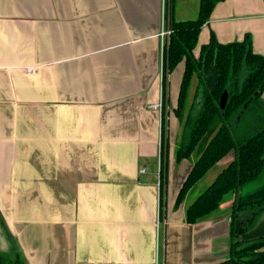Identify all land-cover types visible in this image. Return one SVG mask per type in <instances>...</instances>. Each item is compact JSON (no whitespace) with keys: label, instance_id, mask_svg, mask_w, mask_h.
Returning a JSON list of instances; mask_svg holds the SVG:
<instances>
[{"label":"crops","instance_id":"1","mask_svg":"<svg viewBox=\"0 0 264 264\" xmlns=\"http://www.w3.org/2000/svg\"><path fill=\"white\" fill-rule=\"evenodd\" d=\"M198 4L0 0V252L24 264H215L228 257L229 246L219 242L230 240L228 205L188 224L185 206L196 196L174 202L195 160L177 162L168 138L182 62L167 77L163 113L149 107L163 93L168 39L159 33L171 18H195ZM211 34L223 43L249 34L264 57V0L217 2L195 55ZM161 156L166 192L171 180L176 190L160 213ZM260 237L264 211L239 239Z\"/></svg>","mask_w":264,"mask_h":264},{"label":"trees","instance_id":"2","mask_svg":"<svg viewBox=\"0 0 264 264\" xmlns=\"http://www.w3.org/2000/svg\"><path fill=\"white\" fill-rule=\"evenodd\" d=\"M219 1L199 0L198 13L194 19L171 18L169 25L172 33L164 44L162 113L168 102L167 77L179 63H183L173 113L180 122L182 110L187 107V112L181 125L179 143L174 150L175 160L180 162L190 158L193 150L204 139V146L183 180L175 203L179 205L211 167L234 151L233 159L187 206L185 221L193 224L201 220L220 206L226 194L235 193L229 222V254L215 264H264V237L239 239L252 228L264 211V184L250 192L241 193L242 185L264 171V102L261 101L264 57L253 52L249 34H245L242 40L226 43L217 41L211 34L209 41L200 45L198 55L194 54L199 32ZM193 76L196 77V85L189 98V85ZM224 91L227 92V99L222 108L219 100ZM250 117L259 126L258 130L239 142L233 135L231 124ZM165 123L163 116L162 136L166 132ZM211 128L213 131L208 134ZM162 157L159 167L160 213L166 195V182L162 180L165 164ZM12 259L24 264L19 255L0 252V264H9Z\"/></svg>","mask_w":264,"mask_h":264},{"label":"rangeland","instance_id":"3","mask_svg":"<svg viewBox=\"0 0 264 264\" xmlns=\"http://www.w3.org/2000/svg\"><path fill=\"white\" fill-rule=\"evenodd\" d=\"M187 19H194V18H187ZM195 85H196V77L193 76L191 81H190V85H189V98H191L192 95H193V91H194ZM261 101L264 102L263 96H261ZM186 112H187V107H186V109L184 111L182 110L183 118H182V120L180 122H179L178 118H176L174 120H170V122H169L168 138H169V141H170L169 142L170 143V147H172V146L174 147V142H176L175 143V147L179 143V140H180V137H181V130H182L181 125L183 123V119L185 117ZM173 115H174V113H173ZM258 127L259 126L255 124V120H254L253 117H250V118L244 119L242 121L236 122L234 124H231V130L233 132V135L235 136V139L237 141H239V142L242 141L246 135L254 133L256 130H258ZM212 131H213V128H211V130L208 132V134H210ZM203 146H204V139H203V141L199 142L197 147L191 153L190 158H189L190 161H193L198 156V154L201 151V149L203 148ZM230 153L233 154V157H234V151H231ZM226 159L224 157L221 161L219 160L217 164H215L213 167H211V169H209V171H207V173L205 174V176L202 179V181L197 182L195 184V186L186 194V197H185L186 198V202L187 201H191V199H193L192 197H195L199 193H201L215 179V175L217 174V172L218 173L220 172V169H221L220 165L223 162H225ZM188 171H187V173H188ZM181 184H182V182H181ZM181 184H180V186H181ZM262 184H264V171L260 175H258L256 178H254L253 180H251V181L245 183L244 185H242L241 193L250 192V191L256 189L257 187L261 186ZM180 186H179V188H180ZM179 188H178V190L176 192L174 202H176V197H177ZM175 190H176L175 189V180L173 181V183H172V180H171L170 182H168V187H167V192H166L167 198L166 199H168V196L170 194L173 195V191L175 192ZM159 192H160V189H159ZM234 197H235V193H233V192H230V193L226 194L224 196L223 200L221 201L220 206H219V208L222 209L225 205H228L227 206L228 208L226 207V209H225V213L227 212L229 215H231V211H232L231 200H233ZM187 206H185V207L187 208ZM219 242H225L228 246L230 245V240L227 239V238L224 239V240L222 238H220ZM8 263L9 264H22L21 261H19V260L15 261L14 259H12L11 263L10 262H8Z\"/></svg>","mask_w":264,"mask_h":264},{"label":"built area","instance_id":"4","mask_svg":"<svg viewBox=\"0 0 264 264\" xmlns=\"http://www.w3.org/2000/svg\"><path fill=\"white\" fill-rule=\"evenodd\" d=\"M172 33V30L171 28H163L161 30V32L159 33V35L163 38H169L170 34ZM29 70V69H28ZM150 108H153V109H156V110H159V111H162L163 109V102L162 100L156 104H151L149 105ZM140 173H144L145 172V168H141L139 170Z\"/></svg>","mask_w":264,"mask_h":264},{"label":"water","instance_id":"5","mask_svg":"<svg viewBox=\"0 0 264 264\" xmlns=\"http://www.w3.org/2000/svg\"><path fill=\"white\" fill-rule=\"evenodd\" d=\"M257 93H258V91L255 92V93L253 94L252 97H254ZM252 97H251V98H252ZM226 99H227V92L224 91V92L222 93L221 97H220V100H219V104H220V106H221L222 108L225 106ZM245 106H246V104H245ZM229 222H230V219H229Z\"/></svg>","mask_w":264,"mask_h":264}]
</instances>
